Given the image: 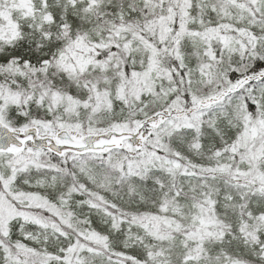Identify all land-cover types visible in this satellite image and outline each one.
<instances>
[{
    "label": "snow or ice",
    "instance_id": "snow-or-ice-1",
    "mask_svg": "<svg viewBox=\"0 0 264 264\" xmlns=\"http://www.w3.org/2000/svg\"><path fill=\"white\" fill-rule=\"evenodd\" d=\"M0 264H264V0H0Z\"/></svg>",
    "mask_w": 264,
    "mask_h": 264
}]
</instances>
